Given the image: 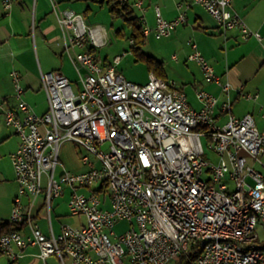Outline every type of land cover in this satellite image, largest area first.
<instances>
[{
    "label": "built area",
    "instance_id": "obj_1",
    "mask_svg": "<svg viewBox=\"0 0 264 264\" xmlns=\"http://www.w3.org/2000/svg\"><path fill=\"white\" fill-rule=\"evenodd\" d=\"M0 1L8 11L15 0ZM116 1L141 9V0ZM194 2L222 32L237 28L243 40L261 41L259 31L231 8V0ZM50 5L79 87L58 69L41 72L48 107L36 113L21 97L19 72L10 73L18 110H4V122L19 142L11 154L18 194L8 220L28 221L30 233L1 234L0 252L14 261L36 245L42 259L53 254L59 264H166L191 248L198 252L190 264H264L257 232L264 233V173L247 163V158L261 163L264 125L258 127L251 113L233 115L229 99L220 103L227 119L217 123L212 112L218 98L202 88L195 90L200 106L194 108L173 79L153 72L145 83L126 79L112 64L104 66L98 54L96 46L105 44L101 27L88 25L82 12L61 8L55 0ZM139 19L144 36L161 38L186 15L167 20L156 7L154 26ZM190 44L188 59L203 80L228 91L229 84L221 82L195 42ZM119 60L114 55L113 62ZM64 140L84 149L85 170L67 171L60 163ZM65 188L69 212L82 215L84 223H63L57 233L45 235L30 213L25 217L21 195H30V207L42 195L51 228V202ZM121 220L128 227L116 233L113 226Z\"/></svg>",
    "mask_w": 264,
    "mask_h": 264
},
{
    "label": "crops",
    "instance_id": "obj_2",
    "mask_svg": "<svg viewBox=\"0 0 264 264\" xmlns=\"http://www.w3.org/2000/svg\"><path fill=\"white\" fill-rule=\"evenodd\" d=\"M55 1L61 8L82 12L90 26L101 27L104 31L105 43L112 38L108 32L109 29L99 22H94L90 17L96 10H103V8L108 10L105 2L96 1L98 7L95 8L91 4L92 0L91 2L90 0ZM129 1L131 3L135 0ZM141 1V9L130 5L133 15L138 19L143 16L145 23L150 27L155 24L156 7L162 17L167 20L174 18L179 12H184L186 15L184 23L177 25L170 35L161 37L178 51L181 60L174 54L175 52L171 55H175L176 59L172 56L170 59L175 62L176 69L181 70L183 76L181 79L182 81L184 79L185 83L167 76L164 67L159 76L175 80L184 91L186 101L192 107L193 104L190 101L192 99L197 104L196 108L200 106L195 97L196 89L202 88L215 95L218 102L212 113L216 116L217 123L226 121L228 113L220 110V103L224 99H229L230 112L233 115L241 117L245 113H251L258 127L264 125V119L261 117V108L264 107V0H231V8L243 18L250 29L259 31L262 36L261 41L253 36L243 40L237 28L222 32L204 7L193 3V0ZM108 14L112 16L109 10ZM118 31L121 33V30L117 29L115 31L117 36L120 35ZM191 41L195 42L198 51L210 62L221 82L229 84L228 91H222L215 83L203 80L198 65L188 59L193 48ZM65 60L70 61L64 53L60 27L51 10L50 0H15L8 11L2 7L0 1V217L3 215L9 217L13 198L18 194V183L11 162V154L17 148L19 138L13 128L5 124L3 113L8 108L18 110L10 73L13 70L19 72L23 87L21 97L34 112L43 113L48 107V102L40 74L50 69L61 71ZM186 83L191 86L188 92L183 87ZM245 93L257 94V97L248 99L243 96ZM248 159L251 158H247V161ZM254 163H257L258 167L251 165L264 173V154L261 156V163L256 161ZM81 164L84 165L82 162ZM69 193V189L65 188L63 194L56 199L65 197L66 194L69 197ZM20 199L25 217L30 213L31 221L36 223L45 235H50L51 230L53 233L60 230V225L63 224L61 218L66 213L56 212L53 219L52 210L59 207L55 198L51 202V228L42 206V195L35 199L31 207L29 194L24 193ZM7 220V218H0V223ZM20 223L22 224L18 231L23 236H27L30 233L28 221L22 220ZM82 223L75 226H80ZM53 257L58 262L53 254L42 259L39 256L38 246L32 245L24 248L20 256L11 261V264H47V259Z\"/></svg>",
    "mask_w": 264,
    "mask_h": 264
},
{
    "label": "rangeland",
    "instance_id": "obj_3",
    "mask_svg": "<svg viewBox=\"0 0 264 264\" xmlns=\"http://www.w3.org/2000/svg\"><path fill=\"white\" fill-rule=\"evenodd\" d=\"M91 4L95 8L98 7V2L96 1L93 2L92 0ZM90 17L94 22H99L101 25H104L106 29H109L108 32L110 33V37H112L105 44L96 46L98 54L100 57L107 58V60L115 67V70L120 72L126 79L136 83H145L148 80L152 62L157 61L161 63L162 68H165L167 76L174 78L180 83H185L184 79L183 81L181 79V70L179 68V70L176 69L175 62L170 59L172 52H175L174 54L178 56L179 60H181V57L178 55L179 53L177 50H175V47L172 46L170 42H167L165 38L157 39L152 34L145 36L146 38L144 43L141 44V48L134 51L133 44H131L129 37L131 29L122 18L114 19V17L108 14V10H106V8H103V10H96V12L91 13ZM137 23L141 24V20L138 19ZM117 29L121 30V34L119 36L115 34ZM116 54L120 55V60L115 64L113 62V57ZM61 72L65 74L73 86L77 88L79 87V82L77 80L78 74L73 64L69 60L64 61ZM183 87L186 92H188L191 88V86L187 85V83ZM190 101L192 102L193 107L196 108L197 104L193 101V99ZM83 152L84 149L81 148L76 142L72 140H64L59 145V161L63 167L67 169V171L69 170L71 172H79V170L87 168L86 165L84 166L81 164L79 159V155ZM204 157L208 158V153H205ZM247 163L254 164V166L258 165L257 163H254L252 159H248ZM203 177L206 178L207 174H204ZM67 199H69L68 194H66L65 197L55 199V201L59 203V207L52 210L53 219H55L54 213L60 212L64 214L66 213V215L62 216L61 218L62 223L71 226L82 223L84 221L83 216H74L70 214L66 205ZM0 218L8 219L9 217L3 215V217ZM125 222V220L117 221L113 226L114 231L116 233L123 232L128 227V224ZM257 232L259 234L260 241L264 240V233H262L260 229H257ZM174 261V259L169 260L166 264H174ZM9 263H11V260H9L5 254L1 253L0 264ZM58 263L59 262H57L56 258L54 257L47 259V264Z\"/></svg>",
    "mask_w": 264,
    "mask_h": 264
},
{
    "label": "trees",
    "instance_id": "obj_4",
    "mask_svg": "<svg viewBox=\"0 0 264 264\" xmlns=\"http://www.w3.org/2000/svg\"><path fill=\"white\" fill-rule=\"evenodd\" d=\"M100 3L105 2L108 6L109 13L115 18H122L123 21L126 22V24L130 27L131 33L130 38L133 40V49L139 50L141 47V44L145 41V36L142 33V24H138V18L133 15V10L130 5H119L116 0H105V1H99ZM119 34H121L118 31ZM95 51V50H94ZM97 52V51H96ZM107 60L103 59L104 66H109L111 63L106 62ZM161 63L157 61H153L151 64L150 71L154 72L155 75L159 76L161 72ZM161 77V76H159ZM20 222H12V221H4L0 223V235L3 233H7L12 230H19L21 227ZM258 247L261 250H264V240H261L258 243ZM198 250L197 249H189L186 253H182L174 258V264H190L191 259H193ZM1 253V252H0ZM11 264V263H9Z\"/></svg>",
    "mask_w": 264,
    "mask_h": 264
}]
</instances>
